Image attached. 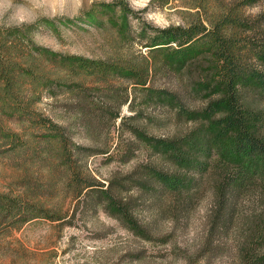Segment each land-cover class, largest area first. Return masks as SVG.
Masks as SVG:
<instances>
[{
    "label": "rangeland",
    "instance_id": "374dc122",
    "mask_svg": "<svg viewBox=\"0 0 264 264\" xmlns=\"http://www.w3.org/2000/svg\"><path fill=\"white\" fill-rule=\"evenodd\" d=\"M108 3L114 6H102ZM231 10L255 27L241 34L242 42H264V0H0V29H15V52L28 61L41 63L38 52L45 49L121 66L106 77L61 73L66 83L61 89L34 94L35 108L85 147L89 168L101 181L141 163L192 178L157 152L149 137L218 138L226 112L223 106L212 113L208 109L223 92L215 80L214 60L208 50L194 51L179 59L181 67H160L164 52L146 45L156 28L200 21L210 25ZM246 62L264 70V63L252 56ZM146 77L147 84L138 82ZM22 83L32 89L31 79L23 76ZM162 89L177 100L158 92ZM240 94L255 115L249 120L251 130L264 138V96L254 83L242 85ZM0 125L29 142L25 151L15 153L8 150L9 141H0V191L27 193L63 217L35 219L1 232L0 264H242L249 255L264 264L263 194L242 193L226 208L210 177L190 188L189 205L181 210L170 201L164 203L166 209L150 206L147 193L139 197L137 189H130L126 195L137 203L139 221L150 231L147 239L103 207L78 206L57 169L42 159L41 131L30 122L0 112ZM218 141L227 143L226 137Z\"/></svg>",
    "mask_w": 264,
    "mask_h": 264
},
{
    "label": "trees",
    "instance_id": "16d2710c",
    "mask_svg": "<svg viewBox=\"0 0 264 264\" xmlns=\"http://www.w3.org/2000/svg\"><path fill=\"white\" fill-rule=\"evenodd\" d=\"M102 6L114 5L108 3ZM120 6L126 13L130 12L126 4L120 3ZM248 29L255 30V27L231 10L210 25L200 21L187 26L156 28L146 45L152 50L164 52L165 58L160 67H181L179 59L194 51L208 50L214 60L215 80L223 92L208 109H212V113L217 106L224 107L226 114L219 121L221 131L218 138L226 137L227 143L219 142L218 138L195 141L190 135L149 137L157 152L166 154L177 166L190 171L192 178L184 177L181 172H169L141 163L129 172L114 174L107 182L101 181L89 168L85 147L74 142L62 125L35 108L38 97L34 94L39 89H61L66 84L61 73L70 77L81 73L106 77L121 66L45 49L38 52L42 56L41 63L28 61L24 53L15 52L12 43L14 28L0 29V112L9 119L30 122L32 127L41 131L40 149L45 153L42 159L49 160L51 167L57 169L65 192L73 197L78 206L89 203L94 210L103 207L133 233L150 239V231L139 221L133 195H126L130 189H137L139 197H146L144 194L147 193L149 197L146 200L150 206L165 208L164 203L170 201L179 204L181 210H186L189 205L193 194L190 188L197 187L210 177L214 178L216 197L225 199L226 208H229V201L237 200L242 193L253 191L264 195V138L251 130L249 120L255 115L244 105L240 94L242 85L254 83L264 96V70L251 67L246 62V58L252 56L264 63V42H242L241 34ZM47 64L53 67L48 69ZM129 72H134V69ZM23 76L32 80L29 91L23 86ZM146 81L147 77L138 82L145 85ZM158 92L177 100V96L169 91L162 89ZM2 140L9 141L8 150L15 153L25 151L29 143L0 125ZM132 156L129 155V158ZM40 218L52 221L63 219L50 213L27 193L0 191V233L7 229H20L27 222ZM242 264L262 262L249 255Z\"/></svg>",
    "mask_w": 264,
    "mask_h": 264
}]
</instances>
